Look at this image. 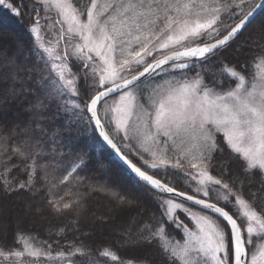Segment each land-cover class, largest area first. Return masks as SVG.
Masks as SVG:
<instances>
[{
  "label": "snow or ice",
  "instance_id": "1",
  "mask_svg": "<svg viewBox=\"0 0 264 264\" xmlns=\"http://www.w3.org/2000/svg\"><path fill=\"white\" fill-rule=\"evenodd\" d=\"M0 7L27 36L0 47V264H264V0ZM93 158L143 197H114L127 227L85 220Z\"/></svg>",
  "mask_w": 264,
  "mask_h": 264
},
{
  "label": "trees",
  "instance_id": "2",
  "mask_svg": "<svg viewBox=\"0 0 264 264\" xmlns=\"http://www.w3.org/2000/svg\"><path fill=\"white\" fill-rule=\"evenodd\" d=\"M85 0H81V3H84ZM0 19H3L5 21H9L7 23L6 27L0 29V47H8L11 49L13 41L14 40H24L27 41V36L23 33V31L16 26V24L13 21V18L11 17V13L5 8L0 7ZM12 32L14 35L10 36L9 33ZM229 58L233 55L232 50L228 53ZM245 57L241 56V60H243ZM247 72V78L251 80L253 77L256 78L258 68L256 66L255 62H252L246 69ZM13 119H15V113H13L12 116ZM25 117L23 114H21V119H24ZM83 147L80 145L77 147V151L80 150V148ZM56 167L58 165V161H50ZM67 163V161H65ZM91 171L90 175L93 177L95 181H98L100 184L108 185L111 189L110 192H100L97 194H94L91 196L88 207L85 209L84 217L86 222H91L94 217L93 213H95V216H116L119 218V222L123 224V226L127 227L128 224L131 223L133 217H137L138 215V209H128L126 211L120 212V211H112L116 207V204L118 203L115 201L114 197L119 194L123 196H130V197H138L140 200H143V197L138 193L135 192L125 181L120 179L117 175H115L112 172L106 171L104 168V162L102 160L97 161L95 158H93L92 164L90 165ZM53 175H60V172L57 168V170L53 171ZM185 223H188L186 220ZM52 226L55 228L56 221L52 218H50L48 223L44 224V228L39 231V239L46 240L48 239V236L45 234V230ZM135 228L136 225H133ZM189 227H193L192 224H189ZM84 231H91L90 228H85ZM98 234L94 237L97 241H99L101 238H109L114 239L112 237H101ZM105 232L108 231V229L104 230ZM35 234V233H34ZM172 236L176 239H180V233L178 232H172ZM152 253L156 254V250L152 249ZM118 254L125 260L131 259L134 257H139L144 254V250L141 248H133L128 247L119 250ZM86 260L87 258H81Z\"/></svg>",
  "mask_w": 264,
  "mask_h": 264
},
{
  "label": "rangeland",
  "instance_id": "3",
  "mask_svg": "<svg viewBox=\"0 0 264 264\" xmlns=\"http://www.w3.org/2000/svg\"><path fill=\"white\" fill-rule=\"evenodd\" d=\"M53 15H55V12L53 11ZM264 72V67L262 68H258V72H257V76H256V79H259V75L260 73Z\"/></svg>",
  "mask_w": 264,
  "mask_h": 264
}]
</instances>
